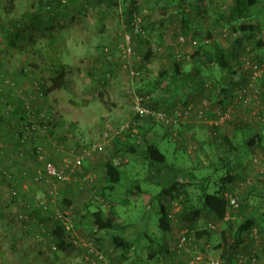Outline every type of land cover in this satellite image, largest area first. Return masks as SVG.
Wrapping results in <instances>:
<instances>
[{
  "label": "rangeland",
  "instance_id": "rangeland-1",
  "mask_svg": "<svg viewBox=\"0 0 264 264\" xmlns=\"http://www.w3.org/2000/svg\"><path fill=\"white\" fill-rule=\"evenodd\" d=\"M231 1L0 0V70L7 73L2 77L0 74V107L10 116L17 108L14 97H19L26 110L25 126L38 129L49 124V139L55 145H51L48 156L45 140L38 141L36 135L18 146L15 139L11 140L7 133L0 131V264H103L89 253L91 249L100 253L107 263H163L166 258L163 252L162 259L161 254L157 258L160 260L148 257L154 244L143 237L148 235L154 241L163 236L158 229L159 204L154 199L162 186L143 181L148 172L146 160L139 163L137 156L125 152L123 146L117 149L120 142L129 138L127 142L141 152L150 142L151 133L163 134L152 143L165 155L164 165L191 170V175L187 173L195 178L194 181L203 175L210 176V194L222 184L227 187L225 194H230V198L249 197L252 192V204L242 212L233 211L221 222L206 214L198 218L196 229L211 233L201 238V250L198 248V251L207 257L221 259L222 249L233 240L228 222L253 215L256 199L252 195L261 191L264 179V89L259 83L262 77L264 79V30L248 41L235 37L225 52V60L239 68L240 76L234 84L229 81L227 68L214 59L213 49L198 54L197 41L203 43L205 34L210 35L208 46H213L232 40L231 28L240 22L259 23L264 28L261 5L249 13V18L240 13L229 21ZM258 41L263 45H256ZM54 57L60 59L67 71V88L52 91L42 100L41 94L36 92H39L38 88L49 87V79L54 75ZM176 64L182 74L192 78L187 82V89L169 87L168 80H160L163 72L175 76ZM254 66H257L256 70ZM21 72L23 76L18 78ZM242 88L247 93L239 98ZM223 89L226 100L221 101ZM138 102L171 114L169 123L162 126L151 117H139L140 129L133 136L136 139L131 140L130 132L114 137L102 153L85 162L87 165L98 157L109 161L121 156L123 162L119 168L123 167L121 170L125 172L120 183L114 186L113 198H106L115 203L113 208H105L108 210L105 216L113 221L114 229L103 240L97 237L93 245H89L87 228H77V224L84 217L91 225L95 205L101 206L89 198L91 191L81 185L82 177L71 175L64 181L48 179L42 170V162L28 154L29 148L40 143L45 159L50 157L57 168L65 169L80 146L98 141L108 128L129 122L137 125L134 107ZM37 105L42 110L32 112L30 108ZM183 106H189L192 113L202 112L203 118L198 120L191 113L186 121L178 117L175 111ZM225 110L228 119L217 120L218 113ZM172 116L175 122L171 121ZM143 122L147 131L143 130ZM16 124L13 118L9 120L8 131L15 130ZM186 126L190 134H185ZM251 133L260 134L262 139L245 147L244 142ZM22 134L26 137L27 129ZM223 135L229 136L238 147L231 157V181L225 177L226 169L219 168V159L223 150H227L220 143ZM191 145L196 146L193 152H190ZM24 169L28 170L26 177L21 175ZM164 170L169 171L167 181L188 182V174L183 177L170 172L167 167ZM93 178L99 188L97 177ZM193 184L189 183L182 192L194 204L200 192ZM137 185L142 193L132 194ZM76 187L84 193L83 200L75 198L77 205L66 207L61 198L67 194L61 191ZM13 191L17 192L15 196ZM149 197H153L152 209L146 211L144 202ZM171 201V206L176 204L171 209L175 212H168L174 216L171 219L174 236L182 229L192 237L194 232L190 224L179 220V200L172 198ZM41 202L45 208L40 207ZM19 216L23 218L19 219ZM62 216L68 218L69 224L61 223ZM57 223L69 230L65 235L67 241L72 237L82 240L86 246L79 243L71 252L58 249L51 240ZM114 236H119L120 240H115ZM156 243L160 245V252L163 251L165 246L161 240ZM236 253L244 257L254 254L260 261L264 260V225L256 218L249 238Z\"/></svg>",
  "mask_w": 264,
  "mask_h": 264
},
{
  "label": "trees",
  "instance_id": "trees-1",
  "mask_svg": "<svg viewBox=\"0 0 264 264\" xmlns=\"http://www.w3.org/2000/svg\"><path fill=\"white\" fill-rule=\"evenodd\" d=\"M129 1H133V0H127ZM258 5H261L264 8V0H232L231 4L229 6L228 9V13L229 15V21L230 18H233L234 16H236L237 14L242 13L246 18H249V13L252 12V10L254 8H256ZM126 13V12H125ZM264 30L263 26L261 24H251L249 22H240L238 23L237 26H233L231 28V32H232V36L229 42H222V43H215V45L213 46H208L207 44V40L210 38L209 34H205L203 39V43L200 42L199 40L198 42V54L201 55V53H206L209 49H213V56L214 59L225 66V68H227V72H228V77H229V81L231 84H234L235 81L237 80L238 76H240L239 68L236 64H230L228 61L225 60V52L229 49V46L231 43H233V40L235 37H241L244 38L245 40L248 41V39L250 37H252L253 35L255 36L258 32ZM17 31V30H16ZM18 32H16L15 35H17ZM198 36L194 35L193 38L197 39ZM201 40V39H200ZM236 42L238 43V41L236 40ZM258 46H262L263 43L261 41L257 42ZM146 57L149 56V54L145 55ZM1 65V64H0ZM2 67V66H1ZM52 67L54 69V75L49 79V87L46 88H38L39 92H36L37 94H41L39 97L40 99H43L52 91H58V90H63L67 88V84H68V74L67 71L65 70V68L63 67V64L61 63L60 59L58 57H54L53 58V64ZM3 68V67H2ZM175 76L171 77L170 72H163L160 75V80H168V86H180L181 89H187L188 88V84L187 82H191L192 78L191 76H189V74H182L181 70L179 69V64H176L175 66V70H174ZM0 74L1 77L6 75L7 73L4 71L0 70ZM23 76V72H21L20 74H18V78ZM159 80V81H160ZM260 86L264 89V79L263 77L260 79ZM149 85V84H147ZM241 87V86H240ZM245 89V88H242ZM10 91V90H9ZM222 100H226L224 97L226 95V90L223 89L222 92ZM221 98V96H220ZM15 99V103L17 105V108L14 109V111H12V113L9 115H5L2 111V108L0 107V131H4L5 133H7V135H9V138L11 140L15 139L14 143L17 144L18 146L23 145L22 143L25 142H29L31 139V136H35V138L40 141V140H45L50 142V144L55 147V145L53 144V141L49 139V137L51 136V128L49 126V124H46L47 127H45V133L40 132L41 129H44V126L38 128V129H29V126H25L24 123V113L26 112L25 110V106H24V102L17 96L14 97ZM219 100V99H218ZM13 101V100H12ZM220 101V100H219ZM147 106H149V104H146ZM2 106V105H0ZM152 107V106H150ZM153 108V107H152ZM32 112L35 113H39L42 110V107L40 105H37L34 109L30 108ZM155 109V108H154ZM28 113V112H27ZM14 119V121H16V128L15 130H9L7 129V125H8V121L11 119ZM136 119V124H137V128L140 129L139 127V116L136 115L135 117ZM27 129V134L26 137H22V131H26ZM217 131V129H216ZM215 132V131H214ZM30 134V135H29ZM260 134L257 133H251V136L248 138L247 141L244 142L245 147H250L255 145L258 141H260L262 139V137L259 136ZM17 140H16V138ZM215 134L214 137L215 138ZM34 138V139H35ZM44 141V142H45ZM220 143H222V146L224 147V149H227L226 152L223 150V155L222 158H220V163H219V168L220 169H226V174L225 177L231 181V172L233 171V165L232 162L233 160H231V157L234 155V153H236L238 151V147L236 144H233V140L231 138H229L228 136H221V140ZM40 144V143H39ZM38 143H34L31 145V147L33 145H39ZM57 145V144H56ZM41 146V145H39ZM122 146L124 148V151L129 153L130 155H135L138 156L137 153V149L135 147H133L132 145H130V143H128L127 141H122ZM31 147L29 148V155L33 158L36 159L37 162L41 163L42 165V170L45 173V163L46 162H50L52 163L55 167H57L55 165V163L53 162V160L51 159H45L44 161L42 160H37V158L35 157L34 153H31ZM42 147V146H41ZM81 147V146H80ZM80 147L78 148V150L80 149ZM121 148V147H120ZM28 149V150H29ZM43 149V148H42ZM233 154H229L232 153ZM51 155V154H50ZM48 155V156H50ZM144 160H146L147 162H152V163H160V164H165V155L163 153H161L159 151V149L156 147V145H154L152 142H149L146 144L145 148L142 149L141 151V155H140ZM8 159V157H7ZM142 159V160H143ZM11 161V160H10ZM41 161V162H40ZM86 162V161H85ZM83 163L81 170H83L84 168V164ZM105 176L107 178L106 181V185L104 187V194L106 191H110L113 190L114 186L119 184L120 179H121V172L119 171V167H113L111 162H107L105 164ZM69 171V170H68ZM191 170H190V175H191ZM79 173H75L73 177H77ZM186 174H188L186 172ZM184 174V175H186ZM22 176L26 177L28 175V170L24 169L23 173L21 174ZM188 174V182L186 184H178L176 182H173L169 185H167L165 188H163L161 190L160 193L165 194V195H170L172 192H174L173 194V199L175 200H179V204H180V219L179 220H184L186 222H188L190 224V229L193 230L194 232V239L199 240L201 238H206V236H209L211 233H208L206 230L203 229H196L197 224V219L199 218V215L201 212H208L210 213V215L212 216L213 219H215L216 221H222L225 219V217L228 214L234 213L233 211L239 213L242 212L243 209L247 208L250 204V199H251V194L250 196H246L244 198H238V208L233 209L230 208V206H228V200H229V195H226V191H227V187H225L224 184L221 185V187H219V189H217L216 191H214V193H209L208 192V185H209V180H210V176L208 175H203L201 176L200 180L194 181L192 179H195L194 177L190 176ZM32 177V176H29ZM28 178V177H27ZM35 179V175L33 176V180ZM32 180V182H33ZM227 180V181H228ZM189 183H194L193 185L195 187H197L199 189L200 194L198 195V197H196V201L193 204L192 202H190V198H188V196L182 192L183 188H185L186 186H189ZM263 185H261V191L257 192L256 195H252L253 198H255L256 200H254V212L253 215L249 216L248 218H245L241 221H231L228 222V229L230 230V235L232 237V243L230 244H226L225 248L222 249L221 251V259L224 260L225 264H236L240 254L236 253V251L242 246V244L245 243V240H247L249 238V232L251 231V228L253 226V220L254 218H256L260 224L264 225V212H263V205L264 204V179H263ZM17 189V188H16ZM15 194L17 193L16 191H14ZM104 194L101 193V195L104 198ZM15 196V195H14ZM66 205L69 207V203L67 202ZM41 207V206H40ZM43 207V206H42ZM162 210L160 211V217H159V221H158V229L163 232V233H167L171 230V226H170V218L168 217V214L164 211L163 208H161ZM179 215V214H178ZM108 218V217H107ZM104 218V214L101 212V210L97 209L96 211L92 212L91 214V223H92V227H91V236L89 239H96L97 238V234L99 233H106L108 231H110L112 228V220L111 219H107ZM172 222V221H171ZM210 231V230H209ZM67 231L65 230V228L60 225V223H57V225L55 226V228L53 229L52 235H51V240L53 239V242L55 243L56 247L58 249H62L65 250L67 252H71L74 249V246L72 243H70L69 241H67ZM66 237V238H65ZM193 239V245H196V247L198 248V245L196 243V241H194ZM216 249L219 248L220 246H216ZM163 253L166 254V258L168 259V261L165 262H161V264H173V261L175 259L179 260L182 259L183 254L178 256L177 258L173 259L172 255L168 252V251H164ZM170 254V256H168ZM256 257V256H255ZM152 258V257H150ZM257 259V257H256ZM258 262H264V260H259L257 259ZM180 262V260L178 261ZM185 262H182V264H184Z\"/></svg>",
  "mask_w": 264,
  "mask_h": 264
},
{
  "label": "built area",
  "instance_id": "built-area-1",
  "mask_svg": "<svg viewBox=\"0 0 264 264\" xmlns=\"http://www.w3.org/2000/svg\"><path fill=\"white\" fill-rule=\"evenodd\" d=\"M179 40L183 41V38L180 37ZM130 49L131 48L129 47L127 49V51L129 52ZM253 69L256 70L257 66H254ZM246 91H247L246 89L241 90L239 98L245 97L246 93H247ZM134 108H135V110H134L135 114L138 115L140 118H142V117L150 118L151 117L157 123H160L162 126H166V123H169L168 117L171 114L167 115V114L161 112V110L154 109V108L147 106L146 104H142L140 102H138ZM227 112L228 111L225 110L223 112L218 113V116H217L218 119L217 120H221V121L227 120L228 119L227 118V115H228ZM175 113H177L178 117L185 119V121L189 118V116L191 114H193V117L198 119V120L203 118L202 112L195 111L192 113L191 108L189 106L179 107L178 109H176ZM174 119H175L174 116H172L171 121L175 122ZM177 119H179V118H177ZM45 127L46 126H44V129H41L40 132L45 133ZM32 129H34V128H32ZM136 130H138L137 125H135L131 122L123 123L122 125L120 124L116 128H108L106 132L101 134V137L100 136L98 137V141L82 145L80 147V149L77 150L73 154L72 159L69 161V163L67 165H65V169H59V168L55 167L52 163L46 162L45 163L46 177L50 180H53V181H55V180L64 181L67 178V176L74 175L76 172L80 173L83 163L87 160H92V158L95 154L102 153L104 151V149L106 148L108 142L111 139H113L114 137H120L123 133L130 132L129 134H130L131 140L133 141V139H136V137H133L137 133ZM128 140H129V138H127L126 141H128ZM195 150H196V146L191 145L190 152L191 151L193 152ZM31 153L35 154V157L37 158V160H42V161L45 160V157L43 156V149L41 146L33 145L31 147ZM109 162H111L113 167L118 168L121 166V164L123 162V158L121 156H116L113 159H111ZM81 177H82V179L80 180L81 185L85 188H88V190L91 191L89 198L91 200H96L99 205H101L103 208H106L107 202H104V198L100 194L99 188L97 187L96 182L94 181V178L91 176H88V175L81 176ZM52 193H54V192H52ZM98 194L101 196H98ZM12 195H15L14 191L12 192ZM39 204L41 205V207L43 206L42 208H45L44 202H41ZM238 205H239V203H238V199L236 197L229 198L228 206H230V208L236 209V208H238ZM168 217L171 220V219H173L174 216H173V214L172 215L168 214ZM22 218H23L22 216H19V219H22ZM61 219H62L61 220L62 224H67V223L69 224L68 218L66 216H62ZM65 230L67 232L69 231L66 228H65ZM93 241H94V239L93 240L89 239L88 244L93 245ZM69 242L72 243L74 247H78L79 243L82 244V240L79 241V240H76L75 238H72V237H71ZM192 242H193V239H192V237L189 236L188 232L183 231L182 233H180L178 235L176 243L172 247L168 248V252L172 255L173 259L177 258L178 256H180L182 254L184 255V253L187 252L188 254H190L189 255L190 259L187 262L188 264H225V262L219 258H210V257H207L205 255V253L199 252L196 245H193ZM82 245L86 246L85 242H83ZM89 253H91L95 257H97V260L101 261L103 264H122L121 262H116V263L105 262L103 260V257L100 255V253H98L95 249L94 250L91 249L89 251ZM175 260H177V259H175ZM159 264H161V263H159ZM236 264H264V262H258L255 255L252 254V255L246 256V257H244L243 255H240Z\"/></svg>",
  "mask_w": 264,
  "mask_h": 264
},
{
  "label": "crops",
  "instance_id": "crops-1",
  "mask_svg": "<svg viewBox=\"0 0 264 264\" xmlns=\"http://www.w3.org/2000/svg\"><path fill=\"white\" fill-rule=\"evenodd\" d=\"M188 126V125H187ZM187 126H186V128L184 127V131H185V134H187V133H189L188 131H189V128H187ZM142 127H143V130H145V131H147L146 129H148V128H146V123L145 122H143V124H142ZM194 133V132H193ZM190 134V133H189ZM158 136H162L163 137V134H161V135H157V134H150V142H153L152 140H154L156 137H158ZM229 137V136H228ZM154 144V143H153ZM66 145H68V144H66ZM155 145V144H154ZM45 147L47 148V150H48V152H49V155H50V152H51V150H52V146H51V144H50V142H48V141H45ZM120 147H122V142H120L119 143V146H118V150H120ZM157 147V146H156ZM176 147H178L177 145H176ZM158 148V147H157ZM159 149V148H158ZM118 150L116 151V152H118ZM160 151V150H159ZM137 152H138V150H137ZM161 152V151H160ZM162 153V152H161ZM141 155V152H138V156H137V158H138V161L137 162H139V163H145L144 162V159L140 156ZM103 158V157H102ZM143 159V160H142ZM102 159L100 158V157H98V159H96L95 160V162H89V164H85L86 166H84V168H83V171H81V173H79L77 176L78 177H81V176H83L82 174L84 173L85 175H88V176H91V177H97V184L99 185V192H100V194L102 193V194H104V192H103V190H104V187H105V185H106V181H107V178H106V176H105V164L107 163V162H109V161H107V160H105V159H103L102 161H101ZM127 162V164H128V161H126ZM148 166V172H147V174L143 177V181L146 183V184H148V183H150L151 185H160V186H162V189L163 188H165L167 185H169V184H171V183H173V182H170V181H167V179H166V176L169 174V171L168 170H164V168L165 167H167V169H169V170H171L170 172H176L179 176H187V174H186V172H189V171H186V170H182L183 168H180V167H177V165H176V167H168V166H166V165H164V164H160V163H152V162H148V164H147ZM124 169L123 167L122 168H120L119 169V171L121 172V178H122V176H123V174H125V172H123L122 170ZM184 174H186V175H184ZM84 175V176H85ZM164 175V176H163ZM163 179H165V180H163ZM120 181H121V179H120ZM174 182H176V183H178V184H181L180 182H179V179H176V180H174ZM120 183V182H119ZM78 188L76 187V188H72V189H65V190H62L61 192H65L67 195H64L63 194V196H62V198H61V203L63 204V205H65L66 207H68L67 205H66V203L68 202L70 205H69V207H71L73 204H76V202H75V198H80V200H83V192L81 191V190H77ZM161 189V190H162ZM86 190H88V188H86ZM161 190L154 196V199L155 200H157L158 201V213L160 214V211L162 210L161 208H163L164 209V211L167 213V214H169L168 212H175V209H173V211L171 210L172 209V207L173 206H176V204L175 203H173L174 205L173 206H171L172 204H171V200H172V195L174 194V192H172L170 195H165V194H162V193H160L161 192ZM89 191V190H88ZM114 191H116V188L114 187L113 188V190H110V191H106L105 192V194H104V202H107L106 203V208L108 209H110V208H113L114 206H115V203H112V202H110L108 199H106L107 197H111L112 196V192H114ZM81 193V194H80ZM138 194V193H142V190L140 189V187L137 185L136 187H134V189H133V192H132V194ZM111 198H113V196L111 197ZM152 200H153V197H149L148 198V200H147V202H144V206H145V209H146V211H148V210H150V209H152V204H151V202H152ZM117 201V200H116ZM118 202V201H117ZM117 202H116V204H117ZM119 202H121V201H119ZM118 202V203H119ZM91 203V202H90ZM77 205V204H76ZM88 206V205H87ZM101 206V205H100ZM95 207H96V210L97 209H99V210H101V212L104 214V218H107L106 216H105V213H107V211L108 210H106L105 208H103L102 206V208L101 207H99V206H97V205H95ZM99 207V208H98ZM180 209V208H179ZM89 210V209H88ZM95 210V211H96ZM178 213H180V210H179V212ZM178 213H176V214H178ZM92 214V213H91ZM202 214H206V215H208V216H210V217H212L211 215H210V213H208V212H201L200 213V215H199V217H202ZM107 219H110V218H107ZM81 220V221H80ZM83 220V221H82ZM176 221V220H175ZM173 221L171 222L170 221V226H171V230L169 231V232H167V233H163V236H161V237H159V238H156V240H161V242H162V244L165 246V247H167V249H168V247H172L175 243H176V239H177V237H178V235L175 237L174 236V233H173V229H172V227H173ZM197 224H195V225H197L198 226V219H197V222H196ZM115 225L113 224V221H112V226H111V228L112 229H114L113 227H114ZM87 228V233L90 235L91 234V227H92V223H91V225H90V222H86L85 221V219H84V217L82 218H80L79 219V223L77 224V228ZM111 229V230H112ZM110 230V231H111ZM110 231H108V232H106V233H99V234H97V237H98V240H99V238H100V240H103L104 239V237H107V236H109L110 235ZM183 231H182V229L180 230V232L179 233H182ZM82 233V232H81ZM91 236V235H90ZM87 237V236H86ZM143 237L146 239V240H148V242H150L151 244H154V248H152V252L151 253H149V258L150 257H154V259L155 260H160V259H157L158 257H159V255L161 254V259H162V252H164L165 250H166V248L164 247V250L163 251H161L160 252V245L159 244H157L156 243V240H154V241H152L150 238H148V235H143ZM114 238H115V240L117 239V240H120V238H119V236H114ZM192 239H194V235L192 236ZM203 239V238H202ZM202 239H199V240H197L196 241V239H194V241H196V243H197V245H198V248H200L201 246H199L200 244H201V242H202ZM172 242V244L173 245H171L170 243ZM157 245H159V246H157ZM171 245V246H170ZM153 249H155V250H153ZM200 250H201V248H200ZM164 254V253H163ZM190 255V254H189ZM188 255V253L186 252V253H184V255H183V260H180V262H182V261H184L185 262V264H187V262L189 261V256ZM168 256H170V255H168ZM165 261H168V259L167 258H163V262H165ZM178 261L179 260H175V261H173V264H177L178 263ZM150 263V262H149Z\"/></svg>",
  "mask_w": 264,
  "mask_h": 264
}]
</instances>
